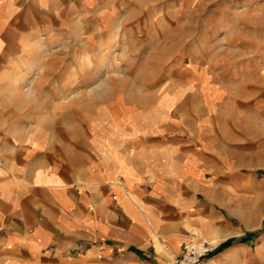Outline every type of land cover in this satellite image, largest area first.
<instances>
[{"label": "crops", "instance_id": "0c3cea01", "mask_svg": "<svg viewBox=\"0 0 264 264\" xmlns=\"http://www.w3.org/2000/svg\"><path fill=\"white\" fill-rule=\"evenodd\" d=\"M94 9L103 0H0V264H173L198 239L215 243L202 264H264V179L234 176L204 121L170 123L157 101L143 125L111 116L97 157L74 160L71 135L61 144L19 92L37 44Z\"/></svg>", "mask_w": 264, "mask_h": 264}, {"label": "rangeland", "instance_id": "374dc122", "mask_svg": "<svg viewBox=\"0 0 264 264\" xmlns=\"http://www.w3.org/2000/svg\"><path fill=\"white\" fill-rule=\"evenodd\" d=\"M103 6L57 25L15 79L25 88L19 92L39 99L42 125L61 144L71 135L69 155L96 158L97 133L109 129L111 116L143 125L158 101L155 114L162 109L170 123L210 126L234 176L264 179V0ZM40 83L55 88L37 89ZM257 192H249L250 210Z\"/></svg>", "mask_w": 264, "mask_h": 264}, {"label": "built area", "instance_id": "2783aa9c", "mask_svg": "<svg viewBox=\"0 0 264 264\" xmlns=\"http://www.w3.org/2000/svg\"><path fill=\"white\" fill-rule=\"evenodd\" d=\"M215 249V244L205 239L191 241L184 246L182 255L174 259L173 264H202Z\"/></svg>", "mask_w": 264, "mask_h": 264}, {"label": "bare ground", "instance_id": "6f19581e", "mask_svg": "<svg viewBox=\"0 0 264 264\" xmlns=\"http://www.w3.org/2000/svg\"><path fill=\"white\" fill-rule=\"evenodd\" d=\"M83 70V69H82ZM97 71V70H96ZM108 88L106 87L105 89H103L102 91H100V90H97V91H95V94H96V97H102V96H104L105 95V90H107ZM27 93V92H26ZM28 95H29V92L27 93ZM28 95H26V96H28ZM105 99V98H104ZM24 101V100H23ZM214 243V242H213ZM215 244V243H214Z\"/></svg>", "mask_w": 264, "mask_h": 264}, {"label": "trees", "instance_id": "16d2710c", "mask_svg": "<svg viewBox=\"0 0 264 264\" xmlns=\"http://www.w3.org/2000/svg\"><path fill=\"white\" fill-rule=\"evenodd\" d=\"M258 232H255V233H253V234H257ZM250 237H245V238H243V240H248ZM227 245H229V243L227 244Z\"/></svg>", "mask_w": 264, "mask_h": 264}]
</instances>
